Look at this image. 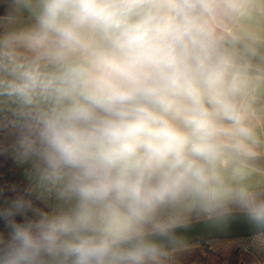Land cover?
<instances>
[{
	"label": "clouds",
	"instance_id": "obj_1",
	"mask_svg": "<svg viewBox=\"0 0 264 264\" xmlns=\"http://www.w3.org/2000/svg\"><path fill=\"white\" fill-rule=\"evenodd\" d=\"M0 6V264H264V0Z\"/></svg>",
	"mask_w": 264,
	"mask_h": 264
},
{
	"label": "trees",
	"instance_id": "obj_2",
	"mask_svg": "<svg viewBox=\"0 0 264 264\" xmlns=\"http://www.w3.org/2000/svg\"><path fill=\"white\" fill-rule=\"evenodd\" d=\"M4 9L0 6V15H2ZM19 170L10 162L0 158V185L5 183H21ZM230 241H238L236 243H229ZM243 238L237 239H219L216 242L215 250L209 247L206 250L204 247L201 251V259L194 262L195 254L190 259V264H241L246 247L242 242ZM250 251V249H249ZM199 258V257H198ZM191 259H193L191 261Z\"/></svg>",
	"mask_w": 264,
	"mask_h": 264
},
{
	"label": "rangeland",
	"instance_id": "obj_3",
	"mask_svg": "<svg viewBox=\"0 0 264 264\" xmlns=\"http://www.w3.org/2000/svg\"><path fill=\"white\" fill-rule=\"evenodd\" d=\"M18 169V168H17ZM19 170V173H20V177L23 179V177H22V172H21V170L20 169H18ZM200 253H201V251H197L196 253H194L195 254V258H194V262H197V261H199L200 259H201V255H200ZM199 257V258H198ZM250 259V257H249V254H248V252H245L244 253V256H243V258H242V261H247V260H249ZM193 259H191V261H192ZM241 264H242V262H241Z\"/></svg>",
	"mask_w": 264,
	"mask_h": 264
},
{
	"label": "water",
	"instance_id": "obj_4",
	"mask_svg": "<svg viewBox=\"0 0 264 264\" xmlns=\"http://www.w3.org/2000/svg\"><path fill=\"white\" fill-rule=\"evenodd\" d=\"M247 235V233H245L244 231H238L236 232L233 236L231 237H222L220 239H237V238H244ZM210 247V246H209ZM209 247H205L206 250H209Z\"/></svg>",
	"mask_w": 264,
	"mask_h": 264
}]
</instances>
